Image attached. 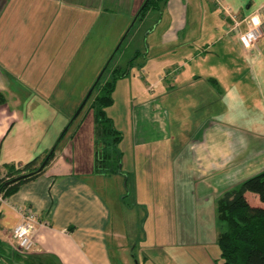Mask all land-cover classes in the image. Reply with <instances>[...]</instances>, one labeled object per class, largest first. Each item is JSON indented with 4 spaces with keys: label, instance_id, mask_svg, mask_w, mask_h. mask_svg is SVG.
<instances>
[{
    "label": "crops",
    "instance_id": "obj_1",
    "mask_svg": "<svg viewBox=\"0 0 264 264\" xmlns=\"http://www.w3.org/2000/svg\"><path fill=\"white\" fill-rule=\"evenodd\" d=\"M142 1L0 0L1 170L4 163H23L50 149L61 122L55 110L67 79L62 61L83 41L84 13L108 11L110 5L133 13ZM68 11L75 13L69 25L75 28L73 43L64 29ZM153 11L152 24L144 16L134 36L146 32L144 56L151 59L146 67L150 75L142 69L143 102L133 109L140 108L141 116L157 125L164 141L182 137L172 127V113L175 121L188 124L191 134L175 166L188 173L189 194L172 197L176 207L169 213L162 207L165 198L158 199V181L150 179L153 173L157 178L158 170L145 168L148 179L133 186L143 190L136 198L143 212L131 222L123 211L124 199L100 191L102 175H93L100 180L96 183L79 170L51 169L52 161L38 178L1 199L0 264L214 263L198 241L199 230L178 227L176 221L180 212L189 215L179 219L213 216L216 199L225 190L264 169V0H168L159 20L158 10ZM231 15L239 22L237 28ZM249 16L260 20L256 51L245 49L239 39ZM153 88L158 90V112L148 115L144 99ZM51 116L54 134L46 128ZM19 205L31 207L40 222L33 251L22 258L10 246ZM158 211L170 221L169 228L158 229ZM180 244L188 254L180 253Z\"/></svg>",
    "mask_w": 264,
    "mask_h": 264
},
{
    "label": "rangeland",
    "instance_id": "obj_2",
    "mask_svg": "<svg viewBox=\"0 0 264 264\" xmlns=\"http://www.w3.org/2000/svg\"><path fill=\"white\" fill-rule=\"evenodd\" d=\"M144 2L145 0L140 3L137 10L133 13L127 12L124 6L113 7V5H110V10L108 11L100 8L92 13H84L83 28H81L83 41L80 45H77L76 52H68L67 57L62 61L66 68L65 71L67 70V79L65 80L64 96L61 92V97L57 102L60 109L57 107L55 110L59 111L61 115L60 125H57L55 134L54 124H52L53 116H51L50 124L46 125V128L50 127L52 134H54L53 142L48 150L50 151L53 147L55 150L52 159L54 165L51 169L79 170L80 175L82 174L88 179L93 178L96 183L100 180L94 178L93 175H102V183L101 181V184L97 183L100 191L108 198L113 197L115 199L119 197L121 200L124 199L122 204L123 211L127 219L131 218V222L135 219L134 215L137 212H143V205L136 203V198L144 194L143 190L133 186L136 180V184L138 183L140 186V182H143L146 177L148 179L149 175L144 177L142 173L145 168L151 167L158 170L156 173L157 178L154 177L153 173L150 179L158 181V199L165 198L166 204H163L162 207H168L170 209L169 213L173 210V207H176L175 204H172V197L180 196L184 199L189 194L187 186L188 173L177 171V166H175V159L178 154L185 150L186 136L191 134L187 129L188 124L175 121V116L172 113V127H175L174 130L177 128L181 130L182 137L176 136L174 140L168 139L164 141L162 140L163 136L158 135L157 125L149 121V119L145 120L140 114V108L135 111L133 109L134 104L138 105L143 102L141 94L145 80L142 79V74L144 75L146 71V74L150 75L146 67L147 61L151 58L145 59L144 56V52L147 50L146 32L134 38L137 29L142 24L143 18L138 19L133 27H129ZM150 11L145 14V16H148L146 18L148 25L154 18L152 15L157 14V11ZM160 16L161 12L158 10V20ZM74 19L75 13L68 11L65 17L67 25L64 29H66L67 35L70 34L68 38L72 40V43L75 28L72 26L71 29L69 25L70 23L74 24ZM244 22L246 24L245 20ZM79 29L78 27L77 32H80ZM127 31L129 33L122 43L121 39ZM119 43H122V45L114 54ZM69 44L68 46H71ZM137 49L141 50L143 54L136 58L129 74L116 82L112 95L113 103L106 108V113L113 118L116 128L123 135L119 145L120 150L123 152L120 170L115 174L94 173L93 113L88 108L90 101L85 104L79 114L77 110L108 59L113 55L103 80L107 79L108 73L113 67L118 65L126 67L128 60L134 56ZM142 69H145V71H142ZM61 89L63 90L64 87H61ZM144 100L147 101L148 115L158 112L155 110L154 105L156 100L158 102V90L153 88ZM166 103L164 101V104ZM170 118L171 115H169V123ZM65 129H67L65 135L59 140ZM172 136H174L173 132ZM140 138L145 142L139 143L138 140ZM87 168L92 169L87 173ZM47 169H50V167L48 168L47 166ZM145 195H149V193ZM248 201L253 205L264 206V203L254 193H248ZM186 206V204H181V207L185 208ZM159 207H161L160 204L158 205ZM208 208H210V205ZM181 215L187 218L189 214H182V212L178 214V221H176L178 222V227L199 230L198 241L209 252L210 259L217 264L220 250L217 245L216 234L218 235L220 231L225 230L226 225L217 219L216 210L213 216L201 220L179 219ZM169 216H174V211ZM166 219L158 211V229L164 230L170 227V221ZM172 226L174 228L177 226L175 221H173ZM180 240H182L181 237ZM179 248L180 253L188 254L189 249L186 245L183 244L181 246L180 244ZM13 251L16 252L15 249ZM179 259H181L180 256ZM179 262L180 264H185L181 260Z\"/></svg>",
    "mask_w": 264,
    "mask_h": 264
},
{
    "label": "trees",
    "instance_id": "obj_3",
    "mask_svg": "<svg viewBox=\"0 0 264 264\" xmlns=\"http://www.w3.org/2000/svg\"><path fill=\"white\" fill-rule=\"evenodd\" d=\"M167 2L168 0H146L137 13L133 26L138 19L145 16L147 11L162 10ZM128 33L129 31L124 39ZM140 54L142 52L137 49L134 56L128 60L126 67L120 65L113 67L107 79L103 80L108 64L86 101V103L90 101L88 108L93 113L94 173L115 174L120 170L123 152L119 145L123 135L116 128L113 118L106 113V108L113 103L112 95L116 82L129 74L130 68ZM3 102L4 96L0 92V103ZM66 131L67 129L62 136ZM54 151L50 154L47 151L44 155L35 156L23 163L2 164L0 202L1 199L14 194L21 185L42 175L51 163ZM246 192L256 194L264 203V169L228 188L216 199L217 219L226 225L225 230L217 235V245L220 250L217 264H264V206L251 204L245 195ZM13 254L20 258L23 256L17 252Z\"/></svg>",
    "mask_w": 264,
    "mask_h": 264
},
{
    "label": "built area",
    "instance_id": "obj_4",
    "mask_svg": "<svg viewBox=\"0 0 264 264\" xmlns=\"http://www.w3.org/2000/svg\"><path fill=\"white\" fill-rule=\"evenodd\" d=\"M232 20L237 28L239 22L235 15H231ZM247 27L239 34V39L243 47L249 51L258 49V41L261 36L260 20L257 16H249L244 18ZM20 219L13 227L10 235V246L20 254H29L33 251L34 241L33 233L38 221V216L31 207L16 206Z\"/></svg>",
    "mask_w": 264,
    "mask_h": 264
},
{
    "label": "water",
    "instance_id": "obj_5",
    "mask_svg": "<svg viewBox=\"0 0 264 264\" xmlns=\"http://www.w3.org/2000/svg\"><path fill=\"white\" fill-rule=\"evenodd\" d=\"M145 3H146V0H145L144 4H145ZM144 4H143V6H144ZM143 6H142V7H143ZM135 20H136V18L132 21V23L130 24L129 27H132V26H133ZM127 32H128V31H127ZM127 32L123 35L121 41H123V39H124L125 35L127 34ZM120 44H121V43H119V45H117L115 51L118 49V47L120 46ZM115 51H114V52H115ZM112 57H113V55L108 59L107 63L104 65L103 69L101 70V72L99 73V75L96 77V79H95V81L93 82L91 88L89 89L88 93L86 94L84 100L82 101L81 105L79 106V108H78V110H77V113H79V111L82 109V107H83L84 104L86 103V101H87L88 97L90 96V94H91L93 88H94L95 85L97 84L98 80L100 79L101 75L103 74L105 68H106L107 65L109 64V62H110V60H111ZM63 132H64V131H63ZM63 132H62V134H63ZM62 134H61V136H62ZM61 136H60V138H61ZM60 138H59V140H60ZM53 150H54V147L49 151V154H50ZM120 167H121V164H120Z\"/></svg>",
    "mask_w": 264,
    "mask_h": 264
}]
</instances>
